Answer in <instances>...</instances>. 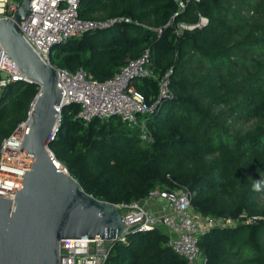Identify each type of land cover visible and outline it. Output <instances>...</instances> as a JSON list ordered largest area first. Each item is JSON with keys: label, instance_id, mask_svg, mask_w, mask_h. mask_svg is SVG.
Instances as JSON below:
<instances>
[{"label": "trees", "instance_id": "obj_1", "mask_svg": "<svg viewBox=\"0 0 264 264\" xmlns=\"http://www.w3.org/2000/svg\"><path fill=\"white\" fill-rule=\"evenodd\" d=\"M177 10L174 0L81 3L82 19L131 22L55 45L51 63L71 72L83 68L103 81L149 51L157 76L173 70V97L144 116L153 143L119 117L85 124L77 118L80 106L70 105L49 147L98 200L118 205L141 201L158 186L187 187L193 208L204 215L259 217L214 229L199 244L205 264H264V0H201L170 22ZM200 15L207 26L176 35L177 24H196ZM134 85L148 103L158 98L156 78ZM40 90L16 82L0 93V145L28 119ZM167 241V232L157 229L131 234L114 244L106 264H188Z\"/></svg>", "mask_w": 264, "mask_h": 264}, {"label": "built area", "instance_id": "obj_2", "mask_svg": "<svg viewBox=\"0 0 264 264\" xmlns=\"http://www.w3.org/2000/svg\"><path fill=\"white\" fill-rule=\"evenodd\" d=\"M84 0H33L32 14L28 20L19 25V31L29 46L47 64L58 73V88H62V102L56 107L58 117L56 126L48 138L51 144L58 136L62 125L63 109L70 105L80 106L77 118L85 124L95 119L109 121L119 117L132 129L139 132L141 140L153 143L155 138L148 121L144 118L156 112L165 100L173 97L170 69L163 76H157L153 70L150 52L131 60L119 72L107 80L93 78L85 69L75 72L54 66L50 60L51 49L58 44L73 38L82 37L92 31H105L117 24L131 22L125 17H113L107 20H85L79 16V8ZM177 13L186 11L191 3L201 0H174ZM22 0H0V19L11 18L21 6ZM208 19L199 17L196 24L181 22L176 25V35L182 36L185 31L204 28ZM161 35L163 30L158 29ZM145 78H156L159 84V95L155 102L148 103L145 95L134 85V82ZM27 82L23 71L0 43V93L11 83ZM31 111V110H30ZM30 114V113H29ZM27 132V120L0 145V198L15 201L17 191L23 186L5 180L7 177L24 180L25 173L31 168L5 163L4 158L28 163L21 152ZM51 161L58 171L65 174L68 170L58 161L48 146ZM147 201L150 208L142 202ZM121 216L129 229L116 241L105 239H65L60 243L59 264H106L116 242H126L131 234L145 233L157 228L167 231V246L188 264H205L206 259L201 250L200 237L214 229H234L239 225L253 224L259 217H248L246 214L237 219L207 216L196 211L192 206V194L187 187H156L141 201L118 204ZM142 220V221H141ZM139 221V222H138ZM137 222V223H136ZM136 223L131 227V224Z\"/></svg>", "mask_w": 264, "mask_h": 264}, {"label": "water", "instance_id": "obj_3", "mask_svg": "<svg viewBox=\"0 0 264 264\" xmlns=\"http://www.w3.org/2000/svg\"><path fill=\"white\" fill-rule=\"evenodd\" d=\"M32 1L22 0L11 18L0 19L1 45L23 71L26 83L41 87L21 148L33 163L6 157L3 161L31 171H26L24 180L5 178L23 186L15 201L0 198V264H59L62 240L116 241L129 229L119 210L122 207L89 195L51 161L48 138L56 126L63 90L58 88L57 70L39 57L19 31L32 14Z\"/></svg>", "mask_w": 264, "mask_h": 264}, {"label": "rangeland", "instance_id": "obj_4", "mask_svg": "<svg viewBox=\"0 0 264 264\" xmlns=\"http://www.w3.org/2000/svg\"><path fill=\"white\" fill-rule=\"evenodd\" d=\"M96 17H100V18H103L102 20H107L109 18H106L104 17L103 15H96ZM106 18V19H104ZM99 20V19H98ZM58 52H61V47H59L58 49L55 50V54L58 53ZM156 75H158L156 72H155ZM32 107V106H31ZM30 113V112H29ZM29 113H28V116H29ZM142 204L147 207V208H150V204L145 200L142 202ZM157 230L161 231L162 233H166L167 231L164 229V228H157Z\"/></svg>", "mask_w": 264, "mask_h": 264}, {"label": "clouds", "instance_id": "obj_5", "mask_svg": "<svg viewBox=\"0 0 264 264\" xmlns=\"http://www.w3.org/2000/svg\"><path fill=\"white\" fill-rule=\"evenodd\" d=\"M261 188V183L260 182H257L255 185H254V189L255 190H259Z\"/></svg>", "mask_w": 264, "mask_h": 264}]
</instances>
